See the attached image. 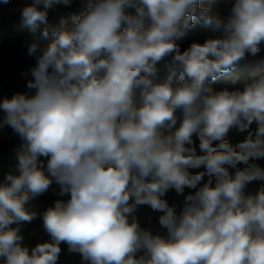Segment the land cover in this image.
I'll use <instances>...</instances> for the list:
<instances>
[{
	"label": "clouds",
	"instance_id": "9594fccd",
	"mask_svg": "<svg viewBox=\"0 0 264 264\" xmlns=\"http://www.w3.org/2000/svg\"><path fill=\"white\" fill-rule=\"evenodd\" d=\"M59 4L21 9L35 65L27 92L0 100V128L25 142L0 182V264H58L62 244L81 264H264V71L213 87L264 50V0H234L226 18L202 0H89L71 27L48 23ZM194 21L227 34L181 51ZM53 184L41 213L30 201ZM36 219L48 239L29 248L21 227Z\"/></svg>",
	"mask_w": 264,
	"mask_h": 264
},
{
	"label": "trees",
	"instance_id": "16d2710c",
	"mask_svg": "<svg viewBox=\"0 0 264 264\" xmlns=\"http://www.w3.org/2000/svg\"><path fill=\"white\" fill-rule=\"evenodd\" d=\"M89 0H71V6L65 7L63 4L57 5L58 11H55L53 20L48 22L52 26H58L61 22H65L67 26L71 27L74 24V16H78L81 11L87 9ZM202 6L210 7L213 12H218L221 17L226 18L229 14L230 6L227 4V0H202ZM7 7L0 6V21L3 22H14L16 17H21L17 12L6 11ZM129 12H134V8L127 9ZM17 25L14 29H10L5 33H2L0 37V51L5 50V54L1 52L0 54V100L5 97H11L16 92H27L26 83L31 79L30 69L35 65V58L29 57L27 55V49L25 46V41H31L39 36V32L34 36L31 32L29 26L25 25L21 19H18ZM43 25H41V30ZM204 33L207 38L209 37H222L227 34L226 29H221L218 32H211L210 30L204 28L199 22L194 21V26L189 29L186 37L179 42L180 49L183 51L188 48L192 42L199 38V35ZM51 35L48 39H43L42 37L38 40L42 48H46L48 44L52 41ZM13 51L14 56L9 53ZM172 62L171 57H165L160 62H158V68L163 71V74H167V65ZM232 78L237 80L249 81L254 74L257 73H244V74H231ZM229 74L222 75V77H229ZM183 77H181V80ZM180 81H177L179 83ZM231 88L228 82L221 83L218 89ZM182 118V113H180L179 118ZM11 130L8 127L0 128V130ZM12 144L7 146L4 152V160L7 161L8 157L18 158V153L23 150V141L16 136ZM1 161V160H0Z\"/></svg>",
	"mask_w": 264,
	"mask_h": 264
},
{
	"label": "rangeland",
	"instance_id": "374dc122",
	"mask_svg": "<svg viewBox=\"0 0 264 264\" xmlns=\"http://www.w3.org/2000/svg\"><path fill=\"white\" fill-rule=\"evenodd\" d=\"M32 0H10L8 4H3L0 3L1 7H7L6 11H14L17 12L19 15L21 14V9L26 6L31 4ZM234 2V0H227V4L231 5ZM55 12L52 10H49L48 14V22L53 20ZM18 19H21V17H16V21L14 22H3L0 21V37H2V33L7 32L10 29H14L17 25H13L17 23ZM207 36L204 33H201L199 35V38L196 40L198 42H203ZM3 54L6 52L5 50H1ZM7 53V52H6ZM11 56H14L13 51L11 50L9 52ZM171 57V56H168ZM164 59V58H163ZM261 59H264V50L261 51L256 57L252 56H247L244 60L240 62V64L237 66V68L231 72V74H244V73H259L261 71H264V63H260ZM167 75V74H166ZM232 75L229 74V77H222L220 76L217 81L213 84V87L218 89L221 83L228 82L230 84L231 88H233L232 85V80L234 78L231 77ZM159 77L163 79L165 77V74H163V71L160 70L159 72ZM244 84V81L237 80V84L235 87L237 88H242ZM179 110L176 112L177 115V127L179 126L180 120L183 118H179L180 115ZM253 128H255V123H253ZM247 133L243 134H238L235 129H233L230 133L229 136L233 139V142H237L241 139H243ZM16 136H13L12 130H0V182L3 181L5 173H7L10 169H14L15 165L18 163V158L16 157H8L6 159L7 161L4 160V152L7 149V146L12 144V140ZM193 139L195 141L197 150L198 145H199V140L197 137L193 136ZM24 141H23V146H24ZM22 146V147H23ZM261 166H264V161L260 162ZM230 171H233L230 169ZM260 183L254 182L251 185H248L245 189L246 193H255V191L260 187ZM56 185L53 184L50 188V190L45 193L44 195H41L39 197H36L35 199L30 201V205L35 207L39 212L45 211L48 207H50L55 199H57L56 196L53 195V191L56 189ZM189 190H185V194H188ZM170 203L175 201L176 203H180L183 199V197H177L174 192H169L166 197H165ZM65 199H67L65 197ZM133 216L138 219L142 226L144 227H150L151 231L153 234H160V235H166V231L162 230L157 222L158 217L156 213L151 212V209L148 208L147 206H139L136 210V212L133 214ZM133 217L130 216V219ZM21 235L24 237V243L27 245L29 248L32 246H35L38 242H42L43 240H47L48 237L46 233L43 231L42 227V220L41 219H36L34 220L31 224L28 225H23L21 227ZM62 254L58 260V264H81V257L79 255H74V254H69L67 252V246L62 244ZM142 254V253H141Z\"/></svg>",
	"mask_w": 264,
	"mask_h": 264
}]
</instances>
